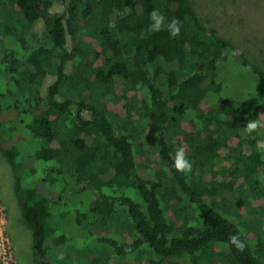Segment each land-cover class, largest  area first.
Masks as SVG:
<instances>
[{
  "label": "trees",
  "instance_id": "1",
  "mask_svg": "<svg viewBox=\"0 0 264 264\" xmlns=\"http://www.w3.org/2000/svg\"><path fill=\"white\" fill-rule=\"evenodd\" d=\"M55 1L0 0V155L36 264H79L52 207L68 191L89 190V210L76 219L94 244L88 264H264V204H256L264 199V128L244 130L249 120L264 123V64L233 56L238 48L189 0H65L63 12H52ZM153 10L164 17L160 31ZM172 18L179 36L167 28ZM41 21L43 36L33 30ZM228 59L254 72L255 93L224 94L219 71ZM97 85L111 96L123 86L126 115ZM73 86L84 94L58 99ZM181 146L190 174L173 167ZM140 157L154 166L148 178ZM239 193L255 204L246 217L263 220L257 231L228 211ZM241 229L242 252L229 240Z\"/></svg>",
  "mask_w": 264,
  "mask_h": 264
},
{
  "label": "rangeland",
  "instance_id": "2",
  "mask_svg": "<svg viewBox=\"0 0 264 264\" xmlns=\"http://www.w3.org/2000/svg\"><path fill=\"white\" fill-rule=\"evenodd\" d=\"M199 19L213 33L230 41L235 47L241 50L247 58L255 63L264 64V0H189ZM65 0H56L52 7V12H63L65 9ZM8 19V11L6 12ZM33 30L43 36L46 32L44 22H38ZM69 47H72V38L69 37ZM74 65L71 62L68 65V72L73 73ZM220 77L224 79V94L229 97L245 98L251 93L257 91V77L252 70L243 68L234 64L232 59H228L227 63L220 68ZM55 81V75L49 74L42 88V94L45 96L48 86ZM94 89L101 92V98L108 105L110 104L113 111L126 115L124 101H120L123 94V86H116V94L114 96L106 95L107 91L101 90L97 85ZM84 86L71 88V92L67 91L58 99L63 100L68 95H83ZM120 102V103H119ZM105 105V104H104ZM136 112L133 113L135 115ZM82 118H89V113L85 112L80 115ZM231 133L226 129L220 130L221 137H230ZM33 146L34 147V142ZM154 146L151 148L153 149ZM143 155V154H142ZM141 158V157H140ZM155 158V157H154ZM146 165L141 158L138 162V172L141 177L148 178L151 175L149 171H153L154 166ZM10 167L0 155V261L3 264H36L33 256L32 245L33 235L22 221V210L17 203L14 190L13 180L10 177ZM221 179V176L218 177ZM64 183L67 181L63 180ZM75 183L69 179L68 188L73 190ZM76 188V187H75ZM66 195L52 207L53 212L59 215L60 231L71 236L70 247L74 256L80 257L79 264H88V254L93 243H86L85 235L78 231L77 217L79 213L85 214L89 210V205L93 199V192L87 191L78 193L69 191ZM256 204H264V199ZM255 204L249 200H243V194L237 195L236 203L228 209L229 213L247 226L251 230L257 231V225L263 223L261 218L246 217V213L250 212ZM245 220L250 222H243ZM63 222H62V221ZM87 219L82 220L84 223ZM109 231L101 229L102 233ZM110 233V231H109ZM259 236L264 239V232L259 231ZM249 237H254L250 234ZM77 252V254H75ZM91 253V252H90ZM75 258V257H74ZM136 264V262H134Z\"/></svg>",
  "mask_w": 264,
  "mask_h": 264
},
{
  "label": "clouds",
  "instance_id": "3",
  "mask_svg": "<svg viewBox=\"0 0 264 264\" xmlns=\"http://www.w3.org/2000/svg\"><path fill=\"white\" fill-rule=\"evenodd\" d=\"M150 18L154 22L151 27L154 31H160L162 29L164 17L160 14L159 11L153 10L150 13ZM180 21L177 18H172V20L167 25V28L172 36H179L180 34ZM233 56L242 55V51L239 49L233 50ZM264 128V123L260 119L249 120L244 126V130L251 135L254 132H257L259 129ZM257 148L264 150V144L258 143ZM173 167L180 173L190 174L193 172L192 163L186 158L185 149L183 146L179 147L176 150L175 159L173 161ZM243 235V230L241 229L239 234L231 235L229 240L232 245L236 247L238 251H244L246 245L240 239V236Z\"/></svg>",
  "mask_w": 264,
  "mask_h": 264
}]
</instances>
